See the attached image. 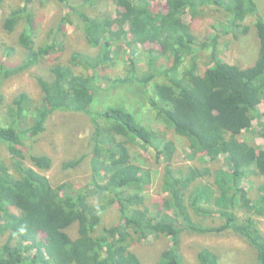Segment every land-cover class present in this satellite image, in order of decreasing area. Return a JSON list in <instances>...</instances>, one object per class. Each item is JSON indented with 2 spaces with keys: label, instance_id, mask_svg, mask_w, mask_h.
<instances>
[{
  "label": "trees",
  "instance_id": "1",
  "mask_svg": "<svg viewBox=\"0 0 264 264\" xmlns=\"http://www.w3.org/2000/svg\"><path fill=\"white\" fill-rule=\"evenodd\" d=\"M6 1L0 0V12ZM36 1L41 0H22L8 17L0 16V24L2 20L9 33H14L23 21L27 23L19 36V44L26 50L24 61L13 69L0 67V105L5 80L62 51L56 43L61 28L51 31L48 42L35 43ZM56 1L70 9L61 26L73 23L72 16L77 13L76 25L86 42L99 48V53L92 58L75 53L69 61L50 66L48 78L34 75L42 91L40 104L29 94L21 93L4 122L0 119V141L7 146L19 172L18 177L0 157V264H143L131 247L153 235L166 236L174 242L173 247L161 253L158 264H188L180 247L185 232L236 235L255 252V264H264V234L259 225V218L264 217V119L256 128L263 147L241 138L251 131L258 117L264 118V2ZM108 1L113 2L115 11L98 13L101 4ZM208 5L221 8L227 19L222 27L210 28L214 33L211 42L200 43L192 30ZM189 16L192 22L186 20ZM249 17L254 19L259 37L256 61L241 67L219 60V37L246 33L242 26ZM138 44L144 49L138 51ZM117 46L128 49L129 56L121 61L125 77L108 79L113 81L112 86L140 83L155 117L187 140L186 159L201 168L193 165L186 170L176 169V142L140 124L126 108L93 111L97 93L102 89L100 70L115 64ZM210 46L211 66H203L201 53ZM144 52L149 57L145 66ZM163 60L165 64L161 63ZM102 78L103 75L101 81ZM56 112L91 118L94 134L90 186L95 190L75 189L68 183L54 186L40 172L52 169L53 160L47 155L27 157L26 141L38 142ZM23 123L27 127L23 128ZM140 141L151 146L157 160L166 164L163 196L154 211L145 205L140 194L151 185L152 172L139 165L131 154ZM85 156L76 163L66 162L64 168L79 166ZM224 156L229 160L228 169ZM27 159L33 167L23 166ZM207 177L213 181L201 180ZM251 179L257 182L256 200L250 197ZM93 194L110 197L108 204L118 205L120 216L116 223L104 222L107 205L92 204L89 198ZM162 212L167 214L163 219ZM219 218L222 223L215 225ZM207 219L214 224L206 226ZM74 226L76 237L70 234ZM229 254L200 247L197 258L200 264H236L228 261Z\"/></svg>",
  "mask_w": 264,
  "mask_h": 264
},
{
  "label": "rangeland",
  "instance_id": "2",
  "mask_svg": "<svg viewBox=\"0 0 264 264\" xmlns=\"http://www.w3.org/2000/svg\"><path fill=\"white\" fill-rule=\"evenodd\" d=\"M80 1V0H77ZM264 2V0H262ZM22 0H7L4 3V7L0 12L2 18L8 17L11 11L21 6ZM69 8L60 4L56 0H41L36 1L33 5V12L35 15L34 27V40L38 45H42L48 42L49 34L52 30H59L61 28L60 35L56 37V43L58 48H62V51H58L52 54V57H47L40 64L32 67L30 70L15 74L9 79L5 80L1 87V97L3 102L0 105V119L4 122V118L9 113V109L12 107V103L15 98L21 93H27L35 100L36 104H40L42 99V91L38 86L34 75L44 76L48 78L49 68L57 61H69L73 54H83V56L92 58L97 56L99 48L91 47L85 40L83 33L80 31L79 26L76 25L78 21L77 13L72 16L73 23H67L61 26L62 19L65 17L66 12H69ZM98 13L104 14L105 12H114L115 6L113 2L108 1L101 4L97 9ZM203 15L194 22L193 34L197 37L198 42H211L213 36V29L216 25L225 24L227 19L226 13L219 7L208 5L202 9ZM188 22H192V17L189 16L186 19ZM27 27L26 22H22L14 33L5 31L2 26V20L0 24V67L3 65L6 69L16 68L21 64L26 55V50L19 44V36L23 30ZM222 27V25H221ZM246 33L234 34H222L219 37V60L226 61L229 64H236L241 67H247L252 65L258 56L259 52V37L258 32L254 28V19H249L242 26ZM152 47V45H151ZM10 49L9 51L7 49ZM138 51L143 50V46L138 44ZM117 60L115 64L107 70H100L99 82L102 84V89L97 93L93 111L98 113L104 111L110 107H123L128 111L136 115L139 123L145 127L156 130L158 134L166 136L167 138L174 140L177 145V154L174 159V166L176 169L183 168L186 170L187 166L192 167L197 165L189 159H186L187 152V140L179 137L174 132L173 127L167 126L163 121L157 119L147 104V95L144 87L140 83L136 84H123L118 86H112V82L108 79H115L117 77H125L123 70V59L129 56V50L124 47H116ZM146 61H142V65L149 64V57L146 56V52L142 53ZM144 56H142L144 58ZM213 47H207L201 53L202 65L212 63ZM161 63L165 64L163 60ZM140 65V66H142ZM211 66V65H210ZM103 75L102 81L100 80ZM105 84V86H104ZM107 85V87H106ZM263 117H258L254 127L248 133L244 134L241 138L252 143L258 144L263 147L261 135L258 134L257 127H259L263 121ZM102 125H106L104 120H101ZM27 127L24 125L23 128ZM93 123L89 116L85 114H76L68 112H56L48 121V131L44 132L38 142L33 139L27 140L25 145V153L27 157L30 154L35 155H47L53 160L52 169L49 171H40L44 175H47L54 186L61 185L62 183H68L75 189L86 188L88 190H95L93 186H90L93 175L92 160L93 154ZM119 140L123 139L121 136H117ZM88 154V155H87ZM103 156L107 153L104 151ZM133 159L138 162L145 170L150 169L152 172L151 185L146 187L140 194L145 199V205L151 208V211L155 210V205L161 201L163 194L161 193V187L163 185L165 162L163 160H157L155 151L151 146L146 145L144 142H138L134 149L131 151ZM87 155V157L85 156ZM81 156H85L84 160L79 166L70 168L69 170L64 168L66 162L76 163ZM0 157L3 158L9 165L11 172L19 177L14 166V160L7 150V146L0 141ZM106 158V157H104ZM224 158V166L228 169L229 160L226 156ZM23 166L33 167L30 159H27ZM201 168V166L197 165ZM36 169V168H34ZM252 178H257L253 176ZM106 179V178H105ZM205 182L213 181L212 178L207 177L201 179ZM250 184V197L253 200L258 198L257 182L251 179ZM136 192V191H135ZM110 199V197H109ZM107 197L101 195H91L89 201L102 207L107 205L104 222L106 224L116 223L120 213L117 204L109 205ZM167 214L162 212L160 218H164ZM221 219H216L215 225L221 224ZM206 226H212L214 222L210 219L206 220ZM259 225L264 234V217L259 218ZM70 234L73 237L77 235V227L74 226L70 230ZM7 237H4L6 241ZM174 242L172 239L166 236L153 235L150 239H146L143 242H137L131 247L143 264H158L161 253L168 247H173ZM181 252L188 264H200L197 258V252L200 247H211L223 252H230L228 261L236 264H255V252L244 242L242 238L236 235L230 237H221L216 235H200L193 232H185L180 239Z\"/></svg>",
  "mask_w": 264,
  "mask_h": 264
}]
</instances>
